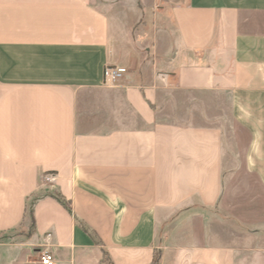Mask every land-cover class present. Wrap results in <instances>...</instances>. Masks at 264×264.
Here are the masks:
<instances>
[{"label":"crops","instance_id":"obj_1","mask_svg":"<svg viewBox=\"0 0 264 264\" xmlns=\"http://www.w3.org/2000/svg\"><path fill=\"white\" fill-rule=\"evenodd\" d=\"M157 16L107 86L117 19L0 0V264H264V0Z\"/></svg>","mask_w":264,"mask_h":264},{"label":"rangeland","instance_id":"obj_2","mask_svg":"<svg viewBox=\"0 0 264 264\" xmlns=\"http://www.w3.org/2000/svg\"><path fill=\"white\" fill-rule=\"evenodd\" d=\"M165 0H92V3L110 17L114 26L119 21L120 34L126 35V39L119 43V51L116 53V67L123 68L127 65L146 66L149 61L145 48L154 47V37L160 33L164 26L158 20L159 11L163 8ZM115 2V3H114ZM117 19V20H115ZM117 21V22H118ZM115 66V65H114ZM218 108V101H215ZM31 232L30 227L20 226L14 232L26 236ZM3 238L0 237V240Z\"/></svg>","mask_w":264,"mask_h":264},{"label":"built area","instance_id":"obj_3","mask_svg":"<svg viewBox=\"0 0 264 264\" xmlns=\"http://www.w3.org/2000/svg\"><path fill=\"white\" fill-rule=\"evenodd\" d=\"M125 73V69L114 67V66H106L103 70V82L104 85L111 86L117 80L121 79L123 74ZM53 177L51 175H47L45 177V181L51 183ZM38 263L39 264H54V258L48 251H42L38 255Z\"/></svg>","mask_w":264,"mask_h":264},{"label":"trees","instance_id":"obj_4","mask_svg":"<svg viewBox=\"0 0 264 264\" xmlns=\"http://www.w3.org/2000/svg\"><path fill=\"white\" fill-rule=\"evenodd\" d=\"M57 198V200L62 204V205H64V206H66L68 209H70L69 208V206H68V204L64 201V200H62L60 197H56ZM30 217L32 218V214H31V211H30ZM103 258H104V261H106L107 259L105 258V252L103 251ZM158 262H159V254L158 253H155L154 254V257H153V259H152V262H151V264H158Z\"/></svg>","mask_w":264,"mask_h":264}]
</instances>
